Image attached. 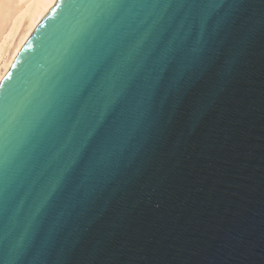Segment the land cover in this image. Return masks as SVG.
Listing matches in <instances>:
<instances>
[{"label":"snow or ice","instance_id":"6c2138e0","mask_svg":"<svg viewBox=\"0 0 264 264\" xmlns=\"http://www.w3.org/2000/svg\"><path fill=\"white\" fill-rule=\"evenodd\" d=\"M2 4H55L64 15L45 94L22 78L5 95L22 59L0 77V264H117L95 219L102 190L141 142L196 120L237 55L264 37V0Z\"/></svg>","mask_w":264,"mask_h":264},{"label":"water","instance_id":"95a60500","mask_svg":"<svg viewBox=\"0 0 264 264\" xmlns=\"http://www.w3.org/2000/svg\"><path fill=\"white\" fill-rule=\"evenodd\" d=\"M53 10L56 19L38 31ZM63 15L52 4L30 32L3 76L24 61L5 95L22 78L46 93L62 54L53 32ZM262 44L258 35L237 55L195 121L185 116L141 142L102 190L95 219L106 223L117 264H264ZM85 227L95 231L92 221Z\"/></svg>","mask_w":264,"mask_h":264},{"label":"bare ground","instance_id":"6f19581e","mask_svg":"<svg viewBox=\"0 0 264 264\" xmlns=\"http://www.w3.org/2000/svg\"><path fill=\"white\" fill-rule=\"evenodd\" d=\"M51 6L0 5V77L5 75L24 41Z\"/></svg>","mask_w":264,"mask_h":264}]
</instances>
